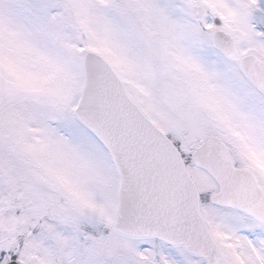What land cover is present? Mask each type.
Masks as SVG:
<instances>
[{
    "label": "snow or ice",
    "instance_id": "6c2138e0",
    "mask_svg": "<svg viewBox=\"0 0 264 264\" xmlns=\"http://www.w3.org/2000/svg\"><path fill=\"white\" fill-rule=\"evenodd\" d=\"M0 264H264V0H0Z\"/></svg>",
    "mask_w": 264,
    "mask_h": 264
}]
</instances>
